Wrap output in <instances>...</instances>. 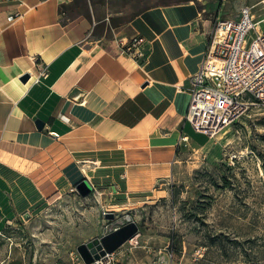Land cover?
Instances as JSON below:
<instances>
[{
	"label": "crops",
	"instance_id": "0c3cea01",
	"mask_svg": "<svg viewBox=\"0 0 264 264\" xmlns=\"http://www.w3.org/2000/svg\"><path fill=\"white\" fill-rule=\"evenodd\" d=\"M23 2L0 0V219L57 201L84 180L123 209V189L165 175L183 136L201 145L186 117L207 23L195 2L143 10L121 37L145 38L139 62L120 55L119 38L99 33L114 27L95 19L89 0L75 16L67 11L74 0ZM43 69L48 77L36 83Z\"/></svg>",
	"mask_w": 264,
	"mask_h": 264
},
{
	"label": "rangeland",
	"instance_id": "374dc122",
	"mask_svg": "<svg viewBox=\"0 0 264 264\" xmlns=\"http://www.w3.org/2000/svg\"><path fill=\"white\" fill-rule=\"evenodd\" d=\"M86 1L74 0L68 13L86 12ZM89 1L95 19L114 27L100 28L106 40L121 39L128 21L147 8L183 3ZM189 2L207 23L205 58L217 30L238 21L245 5L264 16V0ZM195 136L201 145L181 142L175 160L163 163L165 175L123 189V209L102 194L74 191L0 219V264H86L81 246L130 224L137 232L110 264H264V108H254L218 138Z\"/></svg>",
	"mask_w": 264,
	"mask_h": 264
},
{
	"label": "built area",
	"instance_id": "2783aa9c",
	"mask_svg": "<svg viewBox=\"0 0 264 264\" xmlns=\"http://www.w3.org/2000/svg\"><path fill=\"white\" fill-rule=\"evenodd\" d=\"M1 1L24 4L23 0ZM68 1L71 0H60L63 4ZM8 20L14 21L15 16ZM222 25L225 35L220 37L217 30L209 56L190 79L186 119L196 133L210 139L220 137L254 108H264V16H257L254 5H245L238 21ZM145 45L140 35L118 41L120 55L139 62L146 58ZM46 77L48 71L43 69L35 82ZM188 140L183 136L181 142ZM112 260L113 254H108L105 263Z\"/></svg>",
	"mask_w": 264,
	"mask_h": 264
},
{
	"label": "water",
	"instance_id": "95a60500",
	"mask_svg": "<svg viewBox=\"0 0 264 264\" xmlns=\"http://www.w3.org/2000/svg\"><path fill=\"white\" fill-rule=\"evenodd\" d=\"M30 79L29 75L21 78L26 83ZM38 126L43 129L45 123L38 121ZM78 192L87 197L92 194L93 186L86 180L79 183L77 186ZM110 218H115V214L108 215ZM137 232V227L134 224L126 225L111 232L101 239L94 241L80 247V251L84 256L86 264H98L99 261L106 262L108 254H114L123 244L131 239Z\"/></svg>",
	"mask_w": 264,
	"mask_h": 264
},
{
	"label": "bare ground",
	"instance_id": "6f19581e",
	"mask_svg": "<svg viewBox=\"0 0 264 264\" xmlns=\"http://www.w3.org/2000/svg\"><path fill=\"white\" fill-rule=\"evenodd\" d=\"M225 33H226V28H225V26L221 25V27L218 30V35L220 37H223L225 35ZM98 264H106V263L104 261H99Z\"/></svg>",
	"mask_w": 264,
	"mask_h": 264
},
{
	"label": "trees",
	"instance_id": "16d2710c",
	"mask_svg": "<svg viewBox=\"0 0 264 264\" xmlns=\"http://www.w3.org/2000/svg\"><path fill=\"white\" fill-rule=\"evenodd\" d=\"M189 1H191V0H182L183 3H185V2H189Z\"/></svg>",
	"mask_w": 264,
	"mask_h": 264
}]
</instances>
